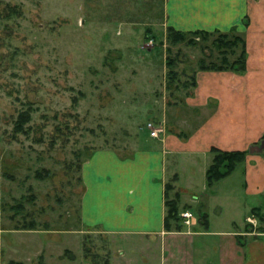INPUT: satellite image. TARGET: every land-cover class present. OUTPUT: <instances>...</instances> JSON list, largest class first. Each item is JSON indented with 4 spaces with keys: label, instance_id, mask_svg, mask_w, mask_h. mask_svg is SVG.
Instances as JSON below:
<instances>
[{
    "label": "rangeland",
    "instance_id": "rangeland-1",
    "mask_svg": "<svg viewBox=\"0 0 264 264\" xmlns=\"http://www.w3.org/2000/svg\"><path fill=\"white\" fill-rule=\"evenodd\" d=\"M151 16L159 18L151 0H0V264H89L91 254H108L111 264H162L160 248L148 257L142 240L123 241L125 255L116 256L122 239L79 218L81 164L91 151L130 153L147 136V120L159 123L156 136L176 131L172 117L198 58L220 56L215 33L169 45L166 26ZM166 46L178 52L168 88ZM19 111L28 119L15 129ZM238 174L222 183L233 197ZM233 199L220 209L206 204L210 230L222 226L219 218L243 215ZM185 208L176 203L178 216ZM189 210L196 220L200 209ZM30 220L33 227H19Z\"/></svg>",
    "mask_w": 264,
    "mask_h": 264
},
{
    "label": "crops",
    "instance_id": "crops-1",
    "mask_svg": "<svg viewBox=\"0 0 264 264\" xmlns=\"http://www.w3.org/2000/svg\"><path fill=\"white\" fill-rule=\"evenodd\" d=\"M151 1L159 12V18L150 17L153 24L158 20L157 24L179 30L224 31L235 26L243 33L244 68L196 69L181 114L172 117L176 131L154 137L146 131L142 143L138 146L137 141L126 155L110 147L91 151L80 170V221L120 237L116 255L120 257L125 255L123 241L132 244V239L146 244L141 248L151 251L148 257L158 246L162 264H264V144L259 147L264 139V0ZM210 146L246 152L240 166L207 184ZM234 170L240 179L231 187L236 195L231 197L222 183ZM168 178L177 205L199 208L205 213V225L196 219L164 229ZM233 198L243 215L238 221L234 216L219 218L222 226L210 230L206 204L220 209ZM249 213L256 226L244 221Z\"/></svg>",
    "mask_w": 264,
    "mask_h": 264
},
{
    "label": "trees",
    "instance_id": "trees-1",
    "mask_svg": "<svg viewBox=\"0 0 264 264\" xmlns=\"http://www.w3.org/2000/svg\"><path fill=\"white\" fill-rule=\"evenodd\" d=\"M166 34L165 40L167 44H174L176 42H183L185 44H193L195 41L193 36L195 34H199L202 39L208 37L215 33L213 38V43L215 49L218 50L220 56L217 60H208L205 61L203 58H198L196 69H231V70H242L244 68V60H245V45L244 38L240 31L236 30L235 26H230L227 30H203V29H194V30H179L175 29L171 26H166ZM239 46L238 52H235V48ZM166 56H165V65H166V83L165 86L170 85L174 76L176 75L175 69L173 65L176 62L177 50L170 55V48L166 46ZM230 54L232 57L230 58ZM194 70H192L189 75L188 85H194ZM182 87L187 86L186 82H182ZM175 89L179 87L178 83L173 85ZM190 93V91H189ZM28 119L27 112L19 111L15 118L14 128L21 129L22 122ZM209 151L211 152L210 162L205 169V180L207 184H210L214 180L228 174L235 164L239 163L243 160L246 149H220L215 146H210ZM171 187V184L167 181L164 185V205H165V213L163 215V227L164 229H177L179 228V224L177 222L179 216L176 212V192L170 198H167V189ZM14 211L17 209H21V205L19 203L14 204ZM14 213L9 215V218H13ZM197 221L205 225L206 224V216L205 213H200L197 217ZM19 227H33V222H21ZM18 227V226H15ZM89 264H111L109 260V256L103 255L102 257H98L95 254H91L90 263Z\"/></svg>",
    "mask_w": 264,
    "mask_h": 264
},
{
    "label": "built area",
    "instance_id": "built-area-1",
    "mask_svg": "<svg viewBox=\"0 0 264 264\" xmlns=\"http://www.w3.org/2000/svg\"><path fill=\"white\" fill-rule=\"evenodd\" d=\"M157 126H159L156 123H152L150 120H147L145 123V128L148 131V134L150 136H156L157 134ZM179 216L181 218V222L183 224H191L194 221V216L193 213L189 210V209H182L179 212ZM245 220L247 221V223H249L250 225H254V218L250 215V216H245Z\"/></svg>",
    "mask_w": 264,
    "mask_h": 264
},
{
    "label": "water",
    "instance_id": "water-1",
    "mask_svg": "<svg viewBox=\"0 0 264 264\" xmlns=\"http://www.w3.org/2000/svg\"><path fill=\"white\" fill-rule=\"evenodd\" d=\"M264 144V139L261 140L260 144H259V147L262 146Z\"/></svg>",
    "mask_w": 264,
    "mask_h": 264
}]
</instances>
